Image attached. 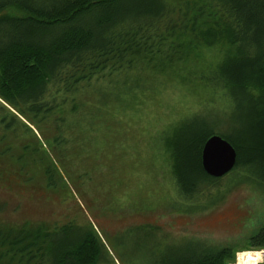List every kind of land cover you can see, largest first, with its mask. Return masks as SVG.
<instances>
[{"label":"trees","instance_id":"obj_1","mask_svg":"<svg viewBox=\"0 0 264 264\" xmlns=\"http://www.w3.org/2000/svg\"><path fill=\"white\" fill-rule=\"evenodd\" d=\"M192 98L200 105H188ZM145 107L168 115L154 135L164 149L160 168L147 167L163 197L144 207L137 196L131 209L197 214L233 188L264 185V0H0V162L47 189L68 182L97 194L93 186L119 171L127 124L145 129ZM213 134L238 153L222 178L202 165ZM136 151L144 158L146 150ZM111 193L100 200L113 204ZM152 230H131L128 248L138 242V252L127 264L236 259L233 247L158 251ZM246 247L264 249V226ZM110 257L90 225L0 222V264H112Z\"/></svg>","mask_w":264,"mask_h":264},{"label":"rangeland","instance_id":"obj_2","mask_svg":"<svg viewBox=\"0 0 264 264\" xmlns=\"http://www.w3.org/2000/svg\"><path fill=\"white\" fill-rule=\"evenodd\" d=\"M179 94L180 91H177L170 97L175 101L180 97ZM188 103L194 108L200 105L193 98ZM151 109L154 112H150L148 107L143 110L145 129L136 130L135 121L127 124L128 150L117 158L119 171L115 170L113 177L106 178L107 184L104 187L99 185V190L93 186L97 194L92 190H87V195L81 194L73 183L68 182V188L47 189L40 177L32 179L31 172L23 176L10 164L0 162V222L13 226L29 222L35 227L46 226L51 229L66 224L80 228L90 225L109 250L112 264H127L126 260L136 255L138 242L128 248V240L136 234L131 230L141 226L154 229L148 242L154 249L157 247L154 244L162 241L163 245L158 246V251L163 246L185 244L198 245L201 249L233 247L236 259L230 264H240L239 253L249 250L246 247L249 239L264 226V185L251 183L233 188L218 206L197 214L142 208L133 210L129 207H137L140 201L146 207L149 202L163 197L159 192V184L155 186L148 179L147 167L154 172L160 168L156 154L157 150L164 149L158 146L160 144L154 135L162 124L159 116L165 120L168 115L165 109H160V112L156 107ZM136 150H146L144 158ZM152 153L156 159L154 164H150L149 160ZM144 183L147 184L142 185ZM110 189L113 204L100 200V197L107 200ZM137 196L140 198L138 203L135 202ZM190 251L194 252L193 249ZM258 264H264V255Z\"/></svg>","mask_w":264,"mask_h":264},{"label":"water","instance_id":"obj_3","mask_svg":"<svg viewBox=\"0 0 264 264\" xmlns=\"http://www.w3.org/2000/svg\"><path fill=\"white\" fill-rule=\"evenodd\" d=\"M238 153L234 145L220 134L211 135L202 149V165L207 174L222 178L236 166Z\"/></svg>","mask_w":264,"mask_h":264},{"label":"bare ground","instance_id":"obj_4","mask_svg":"<svg viewBox=\"0 0 264 264\" xmlns=\"http://www.w3.org/2000/svg\"><path fill=\"white\" fill-rule=\"evenodd\" d=\"M240 264H256L257 261L262 260L261 253H253L251 251L240 252ZM238 255V256H239Z\"/></svg>","mask_w":264,"mask_h":264},{"label":"built area","instance_id":"obj_5","mask_svg":"<svg viewBox=\"0 0 264 264\" xmlns=\"http://www.w3.org/2000/svg\"><path fill=\"white\" fill-rule=\"evenodd\" d=\"M264 253V252H263Z\"/></svg>","mask_w":264,"mask_h":264}]
</instances>
